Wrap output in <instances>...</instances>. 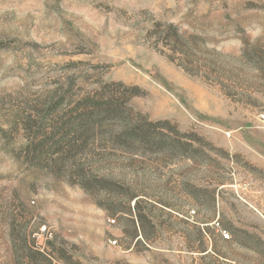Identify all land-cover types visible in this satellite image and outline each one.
I'll return each mask as SVG.
<instances>
[{
  "label": "rangeland",
  "instance_id": "1",
  "mask_svg": "<svg viewBox=\"0 0 264 264\" xmlns=\"http://www.w3.org/2000/svg\"><path fill=\"white\" fill-rule=\"evenodd\" d=\"M0 264H264V0H0Z\"/></svg>",
  "mask_w": 264,
  "mask_h": 264
},
{
  "label": "trees",
  "instance_id": "2",
  "mask_svg": "<svg viewBox=\"0 0 264 264\" xmlns=\"http://www.w3.org/2000/svg\"><path fill=\"white\" fill-rule=\"evenodd\" d=\"M99 106V105H98ZM97 107V106H96ZM100 108V106L99 107H97V110ZM81 185V187L83 188V189H86V186H85V184H80ZM137 197H133L132 199L133 200H135ZM137 204V200H135V205ZM228 239H229V236H227V238L224 240V242H227L228 241Z\"/></svg>",
  "mask_w": 264,
  "mask_h": 264
},
{
  "label": "built area",
  "instance_id": "3",
  "mask_svg": "<svg viewBox=\"0 0 264 264\" xmlns=\"http://www.w3.org/2000/svg\"><path fill=\"white\" fill-rule=\"evenodd\" d=\"M113 221H111V223H112ZM112 244H115L116 242L115 241H113V242H111Z\"/></svg>",
  "mask_w": 264,
  "mask_h": 264
}]
</instances>
